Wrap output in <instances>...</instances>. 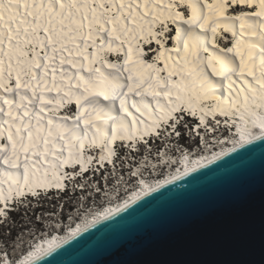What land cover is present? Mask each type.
<instances>
[{"label":"snow or ice","instance_id":"obj_1","mask_svg":"<svg viewBox=\"0 0 264 264\" xmlns=\"http://www.w3.org/2000/svg\"><path fill=\"white\" fill-rule=\"evenodd\" d=\"M232 3L251 5L254 0H232ZM160 7L161 0H152L151 3L149 0L143 2L128 0L127 3L125 0H0V90H3V93L14 94L12 99L0 95V113L6 117L0 123V162L16 170L6 173L10 181L9 195L15 191L16 195L24 196L26 194L24 190L27 189L28 193L36 196L38 195L36 189L65 187L62 180L70 177L67 173L61 175L60 170L62 166L73 162L72 149L75 147L77 153L74 163H82L85 143L94 142L97 135L103 140L104 133L99 125L108 121L113 122L114 132H121L119 137L117 135L108 137L111 143L117 138L143 140L145 136L159 137L162 134L161 129L166 136L181 137L182 130L187 126L181 125V119L177 114L187 111L189 115L195 116L197 110L200 112L199 121L205 134L217 130L221 123L217 117L220 116L225 118V125L229 119L233 126L237 125L236 118L241 122L237 127L239 136L237 143L249 142L248 137L259 138L252 135L249 125L252 128H259L260 134L264 136V0H259V11L227 18L240 21L242 38L259 37L258 41L246 42V52H241L238 48L228 49L235 51L236 56H239V65L228 62L220 64L217 68L213 59L208 58L207 63L213 74L228 80L227 99L216 96L215 89L218 85L197 65L190 66L185 59L183 66L166 64L164 69H158L154 65H147L150 71L136 75L133 74L132 68L128 69V79L132 84L127 87V93H135L143 98L151 97L158 112L149 113L154 119L142 132L135 129L138 137L132 130L123 127L120 117L104 115V107L96 99L98 97L110 101L109 108L115 107L118 100L119 109L125 116H132V113L128 109L127 93L123 91V86L112 83L109 77L101 72L100 67L93 66L99 63L101 66L116 68L115 64L109 63L99 53L119 52L127 46L125 64L142 63L133 60V45L136 46L135 51L139 53L141 40L151 43L153 38L160 35L153 31V25L163 24L162 12L156 11ZM164 7L170 9L173 5L168 4ZM188 7L192 9V16L184 22L190 26L198 25L205 31L210 30L213 33L212 42L215 44V33L225 19L228 0H216L214 4H208L207 0H204V7L208 9L209 14L204 16L201 8L199 18L196 15L199 5L189 3ZM245 15L261 19L259 23H247ZM175 18L184 19L180 13H176ZM210 22L214 26L206 27ZM224 30L229 29L225 27ZM187 35L188 40L183 44L186 53L189 51L192 37L191 32ZM205 39L207 40V37ZM97 40L103 43L97 44ZM156 43L159 44L161 41L156 39ZM89 48L95 49V52L90 53ZM175 51L179 52V49ZM196 59L198 61L199 57ZM73 69L75 71H71ZM165 70L168 73L167 77L161 78L159 73ZM85 72L88 73L87 76L84 75ZM235 73H239L243 81V86L237 89L233 88L234 82L231 79ZM173 76H179L180 80L173 81ZM248 77L252 79L249 80ZM13 80L14 86L11 83ZM97 81L104 86L101 87ZM52 92L57 95L49 99L46 93ZM16 96L19 97L18 100ZM209 98L215 101L214 105L208 106L207 109L201 107L200 102ZM73 99L81 111L71 127L66 122L72 117H60L57 123L54 116L47 115L46 109L53 111L48 108L49 105L59 108L63 107L65 101L71 102ZM131 107L140 112L135 101ZM144 107L147 111L151 105L145 103ZM143 115L141 112V116ZM209 116L211 121L207 119ZM81 121L84 125V134L78 137L75 129L80 127ZM137 123L133 117L131 126L134 127ZM93 128L95 132L89 141L88 132ZM225 131H228L227 127ZM54 133L55 141L52 139ZM199 134L197 131L196 135ZM56 141L61 142L58 149ZM65 144L68 155L61 159ZM104 147H108V144L105 143ZM113 155L114 151L109 148L108 156H102L101 160L108 158L111 162ZM49 156L53 158L51 162ZM217 158L219 157H213ZM184 159L186 162L184 175H187L188 157L185 156ZM209 163H212V160H209ZM43 165L49 167L43 169L42 177H37L33 181L31 177L40 173ZM197 166H201L199 161L195 162L191 170L195 171ZM49 171H52L53 181L44 179ZM82 171L86 172L87 168H83ZM131 175L135 176L137 173ZM139 184L142 185L141 191L145 195L154 191L143 180H140ZM95 190L100 191L99 188ZM139 198L140 193H134L132 203ZM0 199L5 201L8 199L3 190H0ZM128 207L129 203L125 200L122 208L108 209L104 213V218L107 219L114 211H123ZM5 215L6 213L0 209V216ZM80 230L77 228L72 232V236L77 235ZM52 250L53 242L49 241L47 249L38 245L35 251H30L22 260L12 261L11 264H35V260L41 254L46 255ZM0 264L10 262L0 258Z\"/></svg>","mask_w":264,"mask_h":264},{"label":"water","instance_id":"obj_2","mask_svg":"<svg viewBox=\"0 0 264 264\" xmlns=\"http://www.w3.org/2000/svg\"><path fill=\"white\" fill-rule=\"evenodd\" d=\"M35 264H264V136L150 192Z\"/></svg>","mask_w":264,"mask_h":264},{"label":"bare ground","instance_id":"obj_3","mask_svg":"<svg viewBox=\"0 0 264 264\" xmlns=\"http://www.w3.org/2000/svg\"><path fill=\"white\" fill-rule=\"evenodd\" d=\"M125 2L127 3L128 0H125ZM141 2H143V0H141ZM149 2L151 3L152 0H149ZM216 2V0H207L208 4H214ZM189 3H196L199 5V7H197L196 10V15L199 18V16L201 15V8H203V15L207 16L208 13V9L206 7H204V0H161V7L159 9H157V12H162L161 15V20L163 21V24L166 25V27H168L169 29H172V27L175 26V28L177 29V34L176 36L173 38V42H174V46L172 48H165L166 46V40L171 38V33H169L168 35L165 33H160V35L158 37H155L151 40V42H153V40L156 43V39H159L161 41V43H159L163 48L160 49L159 47L156 49L155 52L158 51V55L155 56V62H151L149 63L148 60H143L142 58V54H143V48H142V41H140V54L137 53L135 51L136 46L133 45V60L135 61H140L142 63L140 64H125V60L127 59V57L125 56V51L127 46H125L124 50H121L119 52H115L116 54H118L117 56V61L113 62V60H111V56L110 53L111 52H107V51H102L99 53L100 56H102L104 59H106L109 63L115 64L116 68H109L107 67V65L101 66L99 63H96L95 65H93L94 67H100L101 68V72L104 73L105 76L109 77V80L112 83H118L120 85L123 86V91L125 93H127V87H128V81H127V72L129 73L128 69L132 68L133 69V74H140L141 72L143 73H147L148 71H150L149 69H147V65H154L155 68L158 69H164L165 65H178V66H183L184 65V61L185 59H187L189 65H197L199 67L200 70H202V72L208 77L210 78L214 83H216L218 85V87L215 89V95L219 96V97H223L224 99H227L228 96V88H227V84H228V80L225 79L223 76H217L214 75L212 72V68L208 66V58L211 57L213 59V63L215 64V66L217 68L220 67V64L222 63H228V62H234V64L236 66L239 65V56H236L235 51H228V49H239L241 52H246V48H247V44L246 42H250V41H258L259 37H252V36H244L243 38L241 37V30H240V21L239 20H231V19H227L229 17H237V16H241L242 14H249L252 13L255 10H251L252 6H256L257 10L259 11V0H254V3L251 5H247V4H234L232 3V0H228V7L225 9V19L224 21L221 23V26L219 28H217V32L215 33V44H213L212 42V37H213V33L209 30V31H205L203 28H200L198 25H193L190 26L189 24H186L184 21L188 20L191 18L192 16V9L190 10V16H185L183 14V12L185 11V8L183 7L184 5H188ZM168 4H172L173 7L170 9L165 8L164 6L168 5ZM181 4V5H180ZM250 7V9L248 8ZM187 9V8H186ZM232 12V13H231ZM234 12V13H233ZM176 13H180L183 15L184 19H179V18H175L176 17ZM170 14L171 17L170 18ZM245 19L247 21V23H259L261 18L258 17H254V16H250V15H245ZM161 23H157L155 25H153V31L154 32H158V29L155 30L156 27H161ZM214 26L211 22L209 23V25H207L206 27H212ZM227 27L229 30L225 31L224 28ZM145 28L147 29V25L145 26ZM175 30V29H174ZM191 32L192 37H191V41H190V48L189 51L186 53L184 51L183 48V44L184 41L188 40V33ZM235 33V34H234ZM165 34V38L166 40H163V36ZM205 37H207V40L205 39ZM147 39V37H146ZM221 39V40H219ZM226 40L227 45L229 43H231L232 45L229 46L227 48V46H223L222 41ZM97 44H102L103 42L100 40L96 41ZM172 41L169 42V44H171ZM158 44V43H156ZM158 44V45H159ZM218 45V47H217ZM175 49H179V52L175 51ZM88 51L90 53H94L95 49L93 48H89ZM153 52V53H155ZM193 53H195V55H193ZM123 55L124 57V62H121V60L119 59V55ZM199 57V60L197 61L196 57ZM66 69L68 68V66H65ZM71 71H75L74 69ZM167 70L162 71L159 73L161 78L167 77ZM85 76L88 75L87 72L84 73ZM233 83V88L237 89L243 86V81L240 79L239 73H235L232 74L231 76ZM249 80H251V77H248ZM173 81H179L180 77L179 76H173L172 77ZM12 85L14 86L15 81L13 80ZM97 83H99L101 85V87H103L104 85L100 82L97 81ZM198 87V85H197ZM135 93H127V106L129 111L132 113V116H125V113L119 109V101L117 100L115 103V107L113 108H109V104L111 103L110 101H105L103 99V97H98L96 99L99 100L100 105H102L104 107V115L107 116L108 114L114 116V117H120L121 118V123L123 124V127L125 129H130L133 131L134 135H136L138 137V133L135 132V129H139L141 132L144 130V128L146 126L151 125L152 120L154 119V116L149 115V113H155L158 114L156 108H155V101L151 98V97H147V98H143L140 97L139 98H135L134 97ZM0 95H5L7 96L9 99H12L14 94L12 93H3V90H0ZM47 97L49 99L55 98L56 97V93L52 92V93H46ZM62 95V93H61ZM17 100L19 99L18 96L15 97ZM172 99H175V93H173V97ZM135 101L137 103V106L140 108V112L138 113L136 111L135 108L131 107L132 102ZM163 102V101H162ZM75 103V99H73L71 102L65 101L63 104V107H59L57 108L55 105H49L48 108L53 109V111H48L46 109V113L49 116H54L57 123H59V118L60 117H64V116H69L72 117L71 120L67 121L66 124L71 127L72 123L75 121V117L77 115L80 114V106L78 105L77 110L76 108H73V106H71V104ZM148 103L151 105V107H149L147 109V111L145 110L144 104ZM215 101L212 100L211 98L203 100L200 102V106L201 107H205V109H207L208 106L214 105ZM67 106V108H66ZM65 108V109H64ZM141 112L144 113L143 116H141ZM181 121H183V123H181V125H187L188 128H184L185 130H188L190 133L195 134L197 131L200 133L198 136L199 141L203 142V144H205L207 146V138L205 137V135H209L210 132H208L207 134H205L204 130H201V125L198 124L196 126V130L195 132L192 131V129H190L189 127V122L190 121H194L193 119H191L190 117H196L199 119L200 116V112L199 110H197L196 115L195 116H190V117H186L182 114H177ZM133 117H135V119L138 121V123L133 127L131 126L130 122L133 119ZM6 119V117L0 113V123H2V121ZM207 119L209 121H211V117H207ZM218 120L221 121V123L218 125L217 130L215 131V133H220L222 131H225V128L227 127L228 131H226V133H230L231 129L235 126H233L231 124V119H229V122L227 125H225L224 117H217ZM237 120V126L240 125V121L238 118H236ZM181 125H178L181 126ZM6 127V125H5ZM101 131L104 133V137L103 140L102 138L97 135L96 136V140L94 142H86L84 149H83V153H82V163H75L74 165H76V170H81L82 168H85L87 166L90 165V163H92V166L89 167L90 171H93L94 168V162L98 161L99 164H101L102 166L104 164H113L114 162V156L113 155L111 157V162L109 161L108 158H105L104 160H101V157H107L108 156V150L109 148H111L114 153L116 152V148L114 149V146L116 145V143L118 141L120 142H125L127 144H132L134 143L136 146L139 145V139H119L117 138L115 140L114 143H111L108 140V137L112 136V135H117V137H119V135H121V132H114L113 131V122L112 121H108L105 124H100L99 125ZM249 130L252 132L253 136L256 137H260L262 136L260 134V130L259 128H252L251 125H249ZM76 134L78 137L83 136L84 134V125L83 122H80V127L78 129H75ZM95 132V128L92 129L91 132H88V140L91 141L92 135ZM161 135L163 134V130L161 129ZM214 133V134H215ZM238 134V133H237ZM159 136V137H160ZM166 136V135H164ZM152 137L158 138L155 135L152 136H145L143 138L142 141L144 140H150ZM169 137V136H166ZM52 139L55 141L56 140V136L55 133L52 137ZM65 139H67V134L65 133ZM249 142L255 140L252 139L251 137L247 138ZM239 140L238 138H234L232 140H225L224 143L222 145H218L214 150L209 151L205 154L204 157H199L197 160H195L194 162L190 163L189 161H187L188 164V173L192 172L191 168L192 166L195 164L196 161L200 162L201 166H197L196 169L206 165L209 163V160L215 161L219 158H221L222 156L232 152L233 150H235L236 148H239L249 142H240L237 143L236 141ZM61 142L60 141H56L57 144V149L59 148V144ZM107 143L108 147H104V144ZM125 143H120V144H125ZM119 145V144H118ZM117 145V146H118ZM73 151V163L75 161L76 158V149L75 147L72 149ZM58 155H60L59 152H57ZM68 152H67V145L65 144V151L63 152V154L61 155V159H64L65 157H67ZM218 156L219 158L217 159H213V157ZM203 158V159H202ZM33 160L36 158H32ZM49 161H52V157L49 156L48 157ZM105 162V163H104ZM69 165L72 164V162L68 163ZM185 164L186 162L184 161L182 163L181 168L174 172L169 174L166 178H164L163 180L154 183V184H148L152 189L156 190L158 188H160L161 186H164L165 184H168L170 182H172L173 180H176L175 177L179 176H184V172H185ZM6 166L7 165H3L2 162H0V190H3L4 195L8 197V199L5 201L4 199H0L1 203L3 204V207L0 206V209H2L4 212L12 210L9 209L11 202H15L17 203L18 201L26 198L27 196L32 197V195L30 193L27 192V189H25V195L24 196H18L16 195L15 191H13L11 193V195H9V179L8 176L6 175V173H8L6 170ZM66 165L61 167L60 170V174L62 175L64 173V167ZM49 165H43L41 167V172L37 173L36 176H32L31 179L34 181L37 177H42L43 175V169L44 168H48ZM13 170V169H11ZM68 172H72V168L71 169H67ZM86 176V175H84ZM44 179L48 180V181H53V175H52V171L48 172V176L45 177ZM63 182V180H62ZM15 187V186H13ZM43 188L40 189H36V191L38 192V195H43L44 193L48 192V191H52V189H57L55 187H51L48 188L47 190L43 189V191H40ZM61 190V189H58ZM140 193V198L144 197L145 194L140 190L138 191ZM152 192V191H150ZM149 192V193H150ZM137 193V192H135ZM148 193V194H149ZM36 195V196H38ZM134 195V194H133ZM133 195L127 199L129 205L132 204V197ZM139 198V199H140ZM138 200V199H137ZM9 202V203H8ZM125 202V201H124ZM123 203L117 204V205H113L111 207H109L108 209H117L118 207H123ZM107 209V210H108ZM105 210L100 216H98L97 218L92 219L89 222H85L83 224H79L76 228H72V230L65 234L64 236H55L54 238H49L47 241H45L44 243L41 244V246H43L44 249L48 248V242L52 241L53 242V250L59 248L60 246L66 244L67 242H69L70 240L76 238L77 236H79L80 234H82L83 232H85L86 230L90 229L91 227H93L94 225L98 224L99 222L105 220L104 218V213L107 211ZM119 211H114L113 214L117 213ZM113 214L109 215L108 218L110 216H112ZM77 228H80L81 230L79 231V233L75 236H72V232L75 231ZM51 252V251H50ZM48 252V253H50ZM47 253V254H48ZM43 256H45L44 254H41L39 256L38 259L42 258ZM36 259V260H38ZM35 260V261H36Z\"/></svg>","mask_w":264,"mask_h":264},{"label":"built area","instance_id":"obj_4","mask_svg":"<svg viewBox=\"0 0 264 264\" xmlns=\"http://www.w3.org/2000/svg\"><path fill=\"white\" fill-rule=\"evenodd\" d=\"M234 138L233 134L222 131L207 140L206 146L196 133L183 129L181 137L162 135L138 140V146L134 143L119 144L113 164L102 166L96 161L95 172L89 176H82L80 170L73 171L81 177L76 183L70 182L64 193L52 189L10 205L9 209L14 210V214L6 211L5 216H0V258L10 264L22 260L49 238L64 236L79 224L89 222L109 207L129 199L141 190L140 180L157 183L178 171L185 156L192 163L225 140ZM70 174L71 171L68 172L69 177ZM96 188L100 191L97 192ZM6 217L8 219L4 223Z\"/></svg>","mask_w":264,"mask_h":264},{"label":"clouds","instance_id":"obj_5","mask_svg":"<svg viewBox=\"0 0 264 264\" xmlns=\"http://www.w3.org/2000/svg\"><path fill=\"white\" fill-rule=\"evenodd\" d=\"M75 163L72 162L71 165L67 164L65 167H64V173H67L68 174V170H67V167H72V172H71V177L69 179H64L63 180V184L65 185V187L61 188L62 190V193H64L66 190H67V186L69 185L70 182H73V183H76V181L81 177V176H78V173H74L73 171H76V166H74ZM92 166V163H90L89 166H87V171L86 172H83L82 169L80 170V172L82 173V176L86 175V176H89L91 175V173H94L95 171H90L89 167ZM6 170H8L7 172L10 173V172H15L16 170H11L8 166H6ZM102 171H104V169H102ZM96 174V173H95ZM49 192V191H48ZM40 196V195H38ZM25 199V198H24ZM23 200V199H22ZM21 201V200H20ZM16 204L15 202H11V205H14ZM10 208V207H9ZM8 213H14V210H9ZM8 219V217L5 218L4 220V223L6 222V220Z\"/></svg>","mask_w":264,"mask_h":264},{"label":"flooded vegetation","instance_id":"obj_6","mask_svg":"<svg viewBox=\"0 0 264 264\" xmlns=\"http://www.w3.org/2000/svg\"><path fill=\"white\" fill-rule=\"evenodd\" d=\"M11 214H14V213H11Z\"/></svg>","mask_w":264,"mask_h":264}]
</instances>
